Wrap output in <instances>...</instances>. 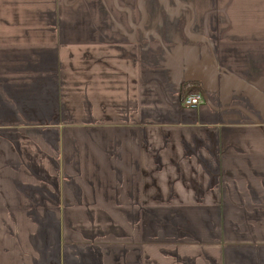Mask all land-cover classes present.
<instances>
[{
	"label": "crops",
	"instance_id": "1",
	"mask_svg": "<svg viewBox=\"0 0 264 264\" xmlns=\"http://www.w3.org/2000/svg\"><path fill=\"white\" fill-rule=\"evenodd\" d=\"M0 264H264V0H0Z\"/></svg>",
	"mask_w": 264,
	"mask_h": 264
},
{
	"label": "built area",
	"instance_id": "2",
	"mask_svg": "<svg viewBox=\"0 0 264 264\" xmlns=\"http://www.w3.org/2000/svg\"><path fill=\"white\" fill-rule=\"evenodd\" d=\"M201 102H202V97L199 93L187 94L183 99V105L187 107L196 106Z\"/></svg>",
	"mask_w": 264,
	"mask_h": 264
},
{
	"label": "trees",
	"instance_id": "3",
	"mask_svg": "<svg viewBox=\"0 0 264 264\" xmlns=\"http://www.w3.org/2000/svg\"><path fill=\"white\" fill-rule=\"evenodd\" d=\"M185 88H187L188 87V84H186V86H184Z\"/></svg>",
	"mask_w": 264,
	"mask_h": 264
}]
</instances>
